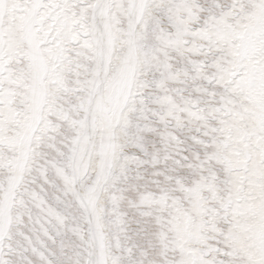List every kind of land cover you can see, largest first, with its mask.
Instances as JSON below:
<instances>
[{"label": "snow or ice", "instance_id": "snow-or-ice-1", "mask_svg": "<svg viewBox=\"0 0 264 264\" xmlns=\"http://www.w3.org/2000/svg\"><path fill=\"white\" fill-rule=\"evenodd\" d=\"M0 264H264V0H0Z\"/></svg>", "mask_w": 264, "mask_h": 264}]
</instances>
